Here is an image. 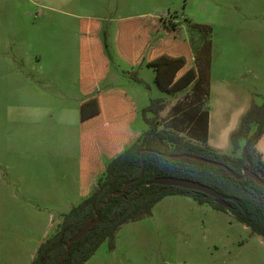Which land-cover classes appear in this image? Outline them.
Returning a JSON list of instances; mask_svg holds the SVG:
<instances>
[{"label":"rangeland","instance_id":"rangeland-1","mask_svg":"<svg viewBox=\"0 0 264 264\" xmlns=\"http://www.w3.org/2000/svg\"><path fill=\"white\" fill-rule=\"evenodd\" d=\"M137 14L149 24L162 19L161 25H174L187 36L193 52L207 47V83L209 77L213 82L207 145L223 143L225 152L229 151L225 130L232 117V125L237 123L238 115L233 116V105L225 95H219L215 80L224 78L234 88L242 111L251 104H264V0H0V264H29L69 207L50 212L42 238L32 226L30 232L25 228L11 241L6 239L5 234L22 228L18 213L39 203L35 194L39 175L33 170L43 167L44 151L56 150L42 142L45 127L54 120L62 124L61 120L65 128L78 124L76 111L71 114L67 109L82 95L80 23L101 25L100 38L112 57L114 21ZM159 38L155 35L153 40ZM112 60L114 65L102 84L109 82L132 98L135 117L130 130L142 133L146 124L141 109L162 94L152 83L150 69L141 66L137 81L123 64ZM55 75L62 87L60 107L48 80ZM218 102L227 108L225 112L216 107ZM170 114V108L158 114L160 127L169 126ZM57 150L72 153V159L63 160L70 169L74 154L79 155L78 136L77 144L65 142ZM12 242L15 248L10 247ZM83 264H264V243L228 210L185 195H167L153 204L148 215L121 224L112 242L104 239Z\"/></svg>","mask_w":264,"mask_h":264},{"label":"trees","instance_id":"trees-1","mask_svg":"<svg viewBox=\"0 0 264 264\" xmlns=\"http://www.w3.org/2000/svg\"><path fill=\"white\" fill-rule=\"evenodd\" d=\"M141 21L145 22L144 26L140 24ZM154 21V24H149L143 17L118 21L114 36V54L127 66L130 77L138 81L135 74L144 62L154 69L153 81L162 92L161 97L149 99L141 109L146 129L128 136L127 142L122 144L123 148L108 157L88 192L92 175L80 169L79 200L60 214L54 232L38 245L29 264H56L58 260L60 264H83L104 239L112 242L121 224L148 215L154 203L164 196L176 194L191 197L198 203H207L214 209L228 210L235 220L264 243V159L255 147L256 141L264 133V104H251L239 115L235 127L227 136L229 151L223 152L207 145V109L204 106L208 92L207 47L203 45L199 51H192L194 65L188 67V47L180 41L178 29L174 25H161L164 23L162 19ZM97 31L98 23L94 21L79 25V91L82 95H87L103 79L107 70ZM151 35H160L161 38L150 45ZM192 81L189 90L192 103H196L193 106L196 117L191 118L185 130L173 125L171 120L169 126L160 127L158 114L166 107L168 95L184 89ZM102 96L106 94L87 98L80 103V130L83 106L101 100ZM124 99L128 102V111L124 115L129 123L133 118V106ZM184 104L171 106L170 115L178 112L180 118H188L189 111ZM144 113L150 116L145 117ZM182 153L222 163L231 173L222 167L192 159L168 157ZM159 176L198 182L223 196L235 198L236 202L226 200L228 207H222L212 197L196 190L145 184V181ZM133 178L138 179L122 187L123 182ZM117 190L121 191L110 195V192ZM94 210L98 215L95 224L69 243L66 254L62 255L67 240L94 218Z\"/></svg>","mask_w":264,"mask_h":264},{"label":"crops","instance_id":"crops-1","mask_svg":"<svg viewBox=\"0 0 264 264\" xmlns=\"http://www.w3.org/2000/svg\"><path fill=\"white\" fill-rule=\"evenodd\" d=\"M63 14H70V12L62 11ZM142 15H125L117 18L114 21H123L127 19H132L134 17H139ZM144 16H150L149 14H146ZM113 24V25H114ZM100 32H101V25L98 24V31H97V40L99 42V45L101 47V52L103 56L105 57L107 61V70L104 74V77L101 81H99L95 86L91 89V91L87 95H81L78 97L79 99H73L75 100V106L73 108H68L67 112L74 113L76 111L77 113V121L78 124H76V127L74 124L69 125L67 128L63 126V122L60 120L62 124H59L53 120V114L50 112V109L46 105L47 109V116L50 118L49 120L52 121L49 125H47L44 129V134L42 137V142L44 145H47V143L52 144L55 147V151H44L43 156V167L41 169H35L33 170L34 174L39 175V186L38 190L35 191V194L39 197V203L35 205L33 208L30 206L29 210L24 209L23 212L18 213V220L21 222L22 228H20V232H18L17 228H14L11 233L5 234L7 237L6 239L8 241H11L13 238H15V235H21L20 233L23 232V230L26 228L28 232H30L31 227L34 226L35 230L38 232L39 238L43 237L45 234V228L48 222V216H51L52 214L50 212L56 210L58 207L62 208L60 206H71L76 203L74 200L77 198H80L79 195V171L82 168V172L85 174L92 175L91 180L89 181V184L87 186V192L91 190L95 184V181L97 179L98 174L103 170L105 166V162L108 159L109 156H112L117 152L118 150H121L123 148V143L127 142L128 136L131 135H137L139 133L132 132L130 130V124L132 123L134 117H135V104L129 95L125 91L119 88L111 87L112 85L109 82H105L103 85L102 82L112 69L110 66L114 65V62L112 60V57L116 59L119 63L123 64L125 68L127 69V66L122 62L119 61L115 54H114V36H115V25L113 30V36L111 40V47H112V57L110 51H108V44L105 42H102L100 38ZM180 33V31H179ZM104 34V33H103ZM155 35H151V41L150 45H153V43H157V39L153 40V37ZM180 41L185 43L188 47L189 52V62L188 67L191 66V63L193 61V53L192 49L189 46V42L187 39V36L185 34L180 33ZM114 55V56H113ZM56 59V58H55ZM145 67L147 69H150L152 71V83L158 90V92L162 93L161 90L156 86V84L153 81L154 76V69L146 65L144 62H142L137 70L141 67ZM50 80V82L48 81ZM47 81L53 85L55 89V102L56 107H60L62 105V87L61 82L58 81V77L55 75L53 78L48 79ZM194 81H192L187 87H185L182 90L176 91L167 97V105L166 109L171 108L176 103H181L184 101V108H187L189 111V117L188 118H180L178 112L170 115L168 117V120L172 121V124L178 127H183L184 130L186 127L189 126L190 120L193 117H196V113L193 115L194 110L193 106L196 103H192V96L191 92L189 90L191 84ZM215 82L220 87L221 91L219 92V95L224 94L227 103H231L232 110L236 116L237 120L239 115L243 112L242 111V105L239 103V97L234 90L233 87H231L227 80L224 78H219L215 80ZM102 84V86H101ZM213 88V82L211 81L209 77V83H208V93L206 96V100H204V106L207 109V135H208V128H209V117L211 110L209 109L210 105V97H211V90ZM106 94V96H102L101 100H95L89 103H86V106H83V115H82V130L79 128V105L80 103L87 99L92 97H97ZM108 94V95H107ZM121 94V95H120ZM48 96L51 97L52 95L48 93ZM126 98L129 103L133 106V118L128 123L126 116L124 114L128 111V102L123 98ZM59 101V104H58ZM219 104L216 105L219 111L225 112L227 108L223 106L221 102H218ZM164 108V109H165ZM183 108V109H184ZM199 108H202L201 103L199 104ZM163 109V110H164ZM181 109V110H183ZM162 110V111H163ZM181 119V120H179ZM234 122V117L231 118L230 125L226 126V136H228V133L230 130H232V127L236 125H232ZM237 122V121H236ZM78 126V130H77ZM232 126V127H231ZM52 132V134H50ZM77 136H78V144H79V155L78 158L74 154L73 156V162L74 166H70V169L65 168V165H63V160L66 157V160L72 159V153L71 154H64L63 152H58V148H62L65 144V142L73 144L74 140L77 144ZM223 143H220L218 146H211L213 148H216L220 151L225 152L226 149H224ZM255 147L258 150V152L261 154V157L264 159V133L261 135V137L256 141ZM71 202V203H70ZM42 207V208H41ZM68 207V208H69ZM46 211V212H45ZM62 214V213H61ZM27 225V226H26ZM25 232V231H24ZM12 236V237H10ZM11 248H15V243H9Z\"/></svg>","mask_w":264,"mask_h":264},{"label":"water","instance_id":"water-1","mask_svg":"<svg viewBox=\"0 0 264 264\" xmlns=\"http://www.w3.org/2000/svg\"><path fill=\"white\" fill-rule=\"evenodd\" d=\"M168 157L175 158V159L188 158V159H192V160H195L198 162L211 164V165H214L216 167H222V168L227 170V168L222 163H217V162L205 159V158L197 157V156L186 154V153L173 154V155H169ZM227 171H228V173H231L229 170H227ZM245 174L250 176V177L253 176L252 174H249L247 172H245ZM137 179L138 178H133V179H130V180L123 182L122 187H126L130 183L135 182ZM145 184L146 185H148V184L169 185V186H176V187L189 189V190H196V191L203 193L204 195L212 197L213 201L222 207H228L226 200L236 202V199L233 197L223 196L222 194H219L218 192H216L215 190H213L212 188H210L206 185L200 184V183L192 181V180L184 179V178H175V177H170V176H159V177H154V178H151V179L145 181ZM120 191L121 190L112 191V192H110V195H116ZM97 219H98V215L96 213V210H94V218L91 219L90 221L86 222L85 224H83L82 227L67 240V242L65 244V251L63 252L62 255L66 254V251L68 250L69 243L78 239L88 228H90L91 226H93L95 224ZM56 264H60V260H58Z\"/></svg>","mask_w":264,"mask_h":264}]
</instances>
